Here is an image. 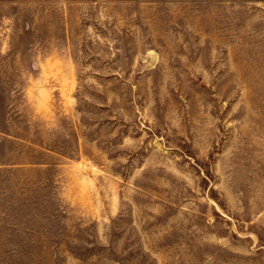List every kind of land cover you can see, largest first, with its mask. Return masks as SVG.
Here are the masks:
<instances>
[{
	"label": "rangeland",
	"instance_id": "rangeland-1",
	"mask_svg": "<svg viewBox=\"0 0 264 264\" xmlns=\"http://www.w3.org/2000/svg\"><path fill=\"white\" fill-rule=\"evenodd\" d=\"M208 1L0 0V264H264V37Z\"/></svg>",
	"mask_w": 264,
	"mask_h": 264
},
{
	"label": "crops",
	"instance_id": "crops-1",
	"mask_svg": "<svg viewBox=\"0 0 264 264\" xmlns=\"http://www.w3.org/2000/svg\"><path fill=\"white\" fill-rule=\"evenodd\" d=\"M253 3V8L250 9L248 14L250 27L249 29H243V23L241 18V8L238 7H227L220 5L219 0H209L206 6L201 9H192L193 5L188 4L189 8L178 9V11H184L186 15L187 33L191 34L190 37L200 38V44L206 45L207 48H219L223 49L230 47H240V40L242 38V32H251L253 37H264V25L259 29L255 28V24L258 21L264 23V0H250ZM237 3V2H235ZM260 8V12L255 10ZM191 21L194 22V29H190ZM231 39L233 42H231ZM239 40V41H238ZM190 41L179 44L181 46L190 45ZM212 50V49H211ZM221 51V52H222ZM212 52H214L212 50ZM224 53V52H223ZM33 78L47 77L50 78L49 72L36 71L33 72ZM45 88V89H44ZM17 92V90H14ZM24 93V89L21 90ZM25 94L29 95V100L35 115L37 117H42L48 119L49 121L55 120L56 112L53 109V95L51 88L41 87H31L25 89ZM46 150H50L46 148ZM1 163V162H0Z\"/></svg>",
	"mask_w": 264,
	"mask_h": 264
}]
</instances>
